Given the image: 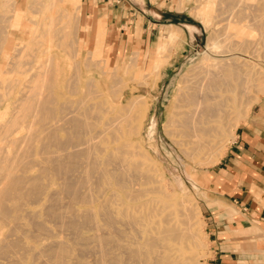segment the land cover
<instances>
[{"label": "rangeland", "instance_id": "374dc122", "mask_svg": "<svg viewBox=\"0 0 264 264\" xmlns=\"http://www.w3.org/2000/svg\"><path fill=\"white\" fill-rule=\"evenodd\" d=\"M49 1L53 10L49 8ZM53 1L0 0V177L6 176L9 168L16 167L24 168L26 174H38L46 164L41 155H36V163L31 165L17 162L20 151L32 135L30 130L46 128L55 120L53 117L59 119L68 111L62 109L58 111L57 116H40L38 111L43 102L42 96L54 97L58 104L102 105V115L89 118L103 129L110 127L103 131L105 136L101 134L103 136L98 137L99 143L102 146H120V151L146 170L151 198L171 203L183 202L186 223L190 225L191 221H196V224H192L197 232V247L192 264H209L213 254V235L209 230L206 210L213 205V169L220 163L241 125L257 117L264 121V27L261 26L264 11L254 7L255 4L250 5L252 0H244L245 6L237 5L238 0H213L214 3L204 15L200 13L206 10L208 0H116L119 4L146 1L154 6L153 13L157 17L161 7L177 11L173 18L165 19V15L159 18L162 23L152 28L154 43H158L161 35L170 40L167 43L168 48L159 57L154 48L138 49L132 47V43L125 52L123 46L126 45L127 38L118 30L117 37L122 41L119 44L112 43L113 32L108 22L91 10L92 3L101 5V2L106 3L109 0ZM234 2L237 9L234 5V16L231 17V6ZM85 7L89 9L87 14L81 12ZM63 8L67 10V14L63 12ZM59 10L67 16L61 13L59 19L56 15ZM50 13L60 21L57 22L58 19L53 17L52 23ZM65 20L68 22L64 42V39L60 41L62 33L51 35L44 31L50 27L49 24L60 26ZM137 23L141 25L142 21ZM123 29L128 32V38H132L133 29L127 25ZM143 30L149 31L147 25L137 26L135 33L139 34ZM172 34L174 38L170 39ZM257 38L259 42L255 45L254 40ZM209 42H216L213 47L217 50L212 51ZM231 54L242 56L246 63H250L258 71V78L247 95L250 103L248 106L243 104L232 109L230 116L233 117L232 120L237 121V126L229 133L226 130L220 131L215 137L218 143L216 142L210 151L187 154L183 152V146L176 143L175 139L179 137L172 133L171 126H167L168 116L172 114V108L176 109L175 103L180 101L177 97L187 90L196 93L194 107L197 106L199 98H207L211 92L220 95L232 93V90L228 89L236 81V72H224L207 78L204 71L207 68L204 65L206 56L212 55L210 61H213L214 58H229L233 56ZM159 60L162 62L160 70H156L155 65ZM196 65L197 67H194ZM214 79H218L219 83L211 85L213 82L210 81ZM135 100L141 101L136 110H128L130 101ZM220 149V159H216L218 161L215 163L214 153ZM118 160L115 159L116 163L120 162ZM49 179H45L47 184ZM48 187L50 192H53L57 189L58 182H50ZM118 192L119 198L116 199L115 196L116 202L120 201L124 194L123 191ZM100 195H97L98 198L93 203H77V208L85 210L93 205L98 210L101 207L100 201L110 198L111 190L108 189ZM131 201L137 205L139 198L132 197ZM50 202V198L46 197L40 202L26 203L23 208L38 209ZM68 202V198L64 197L63 204ZM100 216L102 217L101 213L98 217L99 225L104 226ZM44 218L49 227L58 230L53 219ZM60 228L61 231L66 229ZM181 229L180 231H185ZM95 230L87 227L83 229L87 236ZM87 245L86 251L89 248L90 251L85 253L87 256L84 254L83 259L97 264L92 258L97 261L99 257L98 250L95 249L96 242L91 240Z\"/></svg>", "mask_w": 264, "mask_h": 264}, {"label": "bare ground", "instance_id": "6f19581e", "mask_svg": "<svg viewBox=\"0 0 264 264\" xmlns=\"http://www.w3.org/2000/svg\"><path fill=\"white\" fill-rule=\"evenodd\" d=\"M49 2V8L53 10L51 1ZM236 2L232 4V8L235 3L241 6L244 4V0ZM251 2L250 5L255 4L254 7L264 11V0ZM213 3V0H208L206 10H202L200 14L204 15ZM235 7L237 9L236 5ZM60 10L56 14L59 19L62 13ZM234 10L235 8L231 17L234 16ZM66 11L65 9L63 12L67 14ZM65 14L61 15L67 16ZM50 17L53 23L54 15L50 13ZM59 19L57 22L60 21ZM233 21L237 23L236 20ZM66 22L68 21L65 20L63 25L55 27L53 26L55 23L49 24L50 27L44 31L51 35L62 33L61 41L67 35ZM261 26L264 27V21ZM173 38L174 34L170 39ZM168 41L170 40L158 41L155 52L159 57L168 48ZM258 42V38L254 40L255 45ZM209 43L212 44H209L213 48L212 51L217 50L213 47L216 46V42ZM231 55L233 56L221 60L214 58L213 61H210L212 55L206 56L205 60L208 62L206 61L204 65L207 68L203 67L207 78L224 72H236L234 73L236 81L228 89V91L232 90V93L220 95L211 92L207 98H199L197 106L194 107L196 93L193 90L181 91L183 92L182 95L179 94L181 98L177 97L180 101L178 103L176 100L174 105L176 109L172 108V114L168 116L167 126H171L172 133L179 137L175 139L176 143L182 145L183 152L187 154L210 151L212 146L218 143L215 137L221 133L220 131L226 130L229 133L234 126H237V121L232 120L233 117L230 116L232 109L243 104L248 106L250 103L247 95L258 78L256 75L258 71L253 65L246 63L242 56ZM159 61L155 65L156 70L162 63L161 60ZM210 82H213L211 85L219 83L218 79ZM42 100L38 111L40 116H57L58 111L62 109L68 111L59 119L53 117L55 120L46 128L39 130L32 128L30 130L32 135L28 137L19 153L17 162L20 161L24 165L36 163L35 156L41 155L46 160V164L41 167L40 173L26 174L24 168L16 167L9 168L8 174L0 177V181L3 180L0 182V257L5 260L0 259V264H93L83 259L84 254L90 251V248L86 250L87 242L91 240H94L98 246L95 248L99 253H97L98 260L94 261L95 258L92 257L93 262L97 264H192L197 247V232L192 224L196 221L193 220L194 223L188 221L190 225L186 223L182 201L171 203L167 200L151 198L146 170L137 161H132L120 151V146H102L99 143L98 137L105 136L103 131L110 127L104 125L107 129H103L89 118L102 115L104 110L102 105L58 104L54 97L48 95L42 96ZM140 102V100L130 101L127 109L136 110ZM110 123V126L111 124L115 126V121L114 124ZM221 153L222 149L215 151L213 162L218 161L216 159ZM116 158L117 160L119 158V163H116ZM113 160L115 162L112 163ZM110 164L115 166L111 167ZM49 174L52 176L46 177ZM46 178H50L49 184L58 182L55 191L50 192L49 184L45 182ZM108 189L111 190L112 197L98 203L101 206L98 208L99 211L93 205L86 207L88 208H85L86 211L77 208V203H93L98 198L97 195H103ZM119 190L124 194L123 197L120 194L121 200L116 202L115 196L116 199L119 198L117 196ZM46 197L51 200L46 206L30 210L23 208L26 203L40 202ZM64 197L68 198L67 204H63ZM132 197L139 198L137 205L132 203ZM100 213L103 227L98 222ZM44 217L53 219L60 230L49 227ZM60 227H65L66 232L64 233V229L61 231ZM86 227L96 230L87 236L83 231Z\"/></svg>", "mask_w": 264, "mask_h": 264}, {"label": "crops", "instance_id": "0c3cea01", "mask_svg": "<svg viewBox=\"0 0 264 264\" xmlns=\"http://www.w3.org/2000/svg\"><path fill=\"white\" fill-rule=\"evenodd\" d=\"M91 10L108 22L113 44L122 41L117 30L127 38L125 52L131 43L138 49H155L158 43H154L152 28L162 23L159 18H173L177 13L175 9L161 7L157 17L154 6L146 1L119 4L109 0L101 5L92 3ZM88 11L85 7L81 12ZM125 25L133 29L130 39L123 29ZM142 25H147L149 31L136 34L135 28ZM162 39L167 37L161 35ZM212 173L213 205L206 210L213 235L209 264H264V121L257 117L241 125Z\"/></svg>", "mask_w": 264, "mask_h": 264}]
</instances>
